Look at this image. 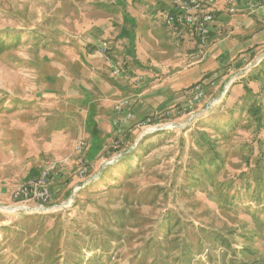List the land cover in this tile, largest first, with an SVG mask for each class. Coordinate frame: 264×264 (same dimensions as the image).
I'll return each mask as SVG.
<instances>
[{"label":"rangeland","instance_id":"rangeland-1","mask_svg":"<svg viewBox=\"0 0 264 264\" xmlns=\"http://www.w3.org/2000/svg\"><path fill=\"white\" fill-rule=\"evenodd\" d=\"M175 1L0 0V264H264V49L217 76L195 114L183 99L144 127L97 88L173 72L159 15ZM63 159L51 205L13 198Z\"/></svg>","mask_w":264,"mask_h":264},{"label":"crops","instance_id":"crops-1","mask_svg":"<svg viewBox=\"0 0 264 264\" xmlns=\"http://www.w3.org/2000/svg\"><path fill=\"white\" fill-rule=\"evenodd\" d=\"M213 1V6L207 10L214 12L216 20L211 28L209 43L206 46L201 47L197 39L187 31H184L179 41L175 40L171 31L165 26L163 17L159 15L164 29L180 48H177L173 53L176 60L175 63L171 62L170 64V67L174 65L173 72L167 75L161 85L148 90L145 88L146 86L139 87L137 90L134 87H129L132 82L128 78H121L119 81L113 79L109 82L111 84L101 80L103 85L99 83L98 79L97 88L101 86L102 102L106 104L105 99L111 100L116 96L120 100L129 97L135 98H129V108L134 114L136 122L149 116L147 113L150 112L158 115V112L165 114L175 111L179 102L183 99L187 100V90L190 87L203 81L205 84L211 83L216 76L222 77L226 70H230V66H238L254 51L264 49V7L252 13L239 1L236 4L237 11L231 13L228 10L229 0ZM151 35L153 34L151 33ZM152 39L157 40L154 36ZM167 40L164 35L163 40H159V44L166 43ZM119 118H124V115L120 114Z\"/></svg>","mask_w":264,"mask_h":264},{"label":"built area","instance_id":"built-area-1","mask_svg":"<svg viewBox=\"0 0 264 264\" xmlns=\"http://www.w3.org/2000/svg\"><path fill=\"white\" fill-rule=\"evenodd\" d=\"M239 1H241L245 5V8L252 13L264 7V0H229V12L234 13L237 11L236 4ZM213 4V0H176L172 4L173 13H164L162 16L164 24L171 31L175 40L179 41L184 31H187L197 39L201 47H204L209 43L211 28L216 20L214 12L207 10L209 7H212ZM107 50L108 44L105 42L103 43L102 51L106 53ZM113 72L116 75H120L121 73L119 69H115ZM216 78L217 76L214 80ZM211 83L205 84L200 82L189 89L188 98L183 107L184 112L191 115L195 114L197 108L205 99L208 86ZM129 106V98L118 100L114 105L117 115H124L125 121H130L134 118V114ZM166 114L170 115L173 114V112H167ZM143 122L144 121H141L139 126L144 127ZM115 125L117 126V139L113 143V148L117 150L124 144L126 131L119 126L118 122H115ZM85 145L84 142L78 144L77 151L79 154L85 151ZM77 161L80 166L78 171L79 176H88L91 172V168L85 163L84 157L78 158ZM114 161V159H111L107 164L110 165L114 163ZM68 166H70L69 161L66 159L46 163L38 175L18 185L14 189L12 193L13 198L21 202L34 201L37 204V208L41 210L44 209L54 201L55 192L52 188V182L54 180H60L68 170Z\"/></svg>","mask_w":264,"mask_h":264},{"label":"trees","instance_id":"trees-1","mask_svg":"<svg viewBox=\"0 0 264 264\" xmlns=\"http://www.w3.org/2000/svg\"><path fill=\"white\" fill-rule=\"evenodd\" d=\"M162 14L160 15V16H163V14L164 13H173V9H172V6L170 5L167 9H165V11H162L161 12ZM204 82V81H203ZM191 88V87H190ZM189 88V89H190ZM236 87H234L233 89H232V92H235L236 91V89H235ZM189 89L187 90V95H188V91H189ZM235 89V90H234ZM245 91L247 92V93H250L251 92V90L250 89H248V88H246L245 87ZM188 98V97H187ZM256 108V107H255ZM256 110H258L257 108H256ZM102 150H103V143H102V139H101V137H100V135L98 134V132L97 131H95V130H93V141H92V146H91V148H90V150L88 151V153H87V159H88V156L90 157V159H94V158H96L97 157V155L98 154H100L101 152H102ZM89 154V155H88ZM89 160V159H88ZM90 161V160H89ZM38 174V173H37ZM36 175V174H35ZM35 175H31V177H33V176H35ZM51 205V204H50Z\"/></svg>","mask_w":264,"mask_h":264}]
</instances>
